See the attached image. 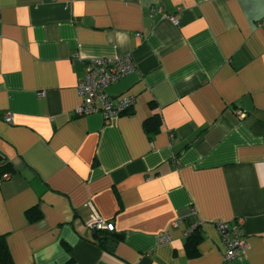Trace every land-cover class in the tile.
Instances as JSON below:
<instances>
[{"label":"crops","instance_id":"obj_1","mask_svg":"<svg viewBox=\"0 0 264 264\" xmlns=\"http://www.w3.org/2000/svg\"><path fill=\"white\" fill-rule=\"evenodd\" d=\"M125 56L106 93L133 108L75 116L86 63ZM0 155L11 264H264V0H0ZM239 219L225 261L216 223Z\"/></svg>","mask_w":264,"mask_h":264},{"label":"built area","instance_id":"obj_2","mask_svg":"<svg viewBox=\"0 0 264 264\" xmlns=\"http://www.w3.org/2000/svg\"><path fill=\"white\" fill-rule=\"evenodd\" d=\"M153 14L160 13V10H153ZM171 22L177 25V21L171 17ZM134 70V65L129 56L111 59H96L86 63L85 76L76 86V95L79 99V105L74 110L77 117H85L92 114H100L104 122L110 121L121 116L131 110L135 104L133 96L122 95L117 97L109 96L106 89L126 77ZM238 116L244 117L242 112L237 113ZM6 123H11L12 118L9 114L4 117ZM10 177L9 174L1 175L0 182L6 181ZM92 214L87 222V227L92 232L108 231L113 232L114 226L100 217L93 207L89 204ZM177 223V222H176ZM172 223V226H176ZM243 221L236 220L231 228L224 223H216L220 240L225 248L224 260H232L236 256L248 248V244L242 237L241 227ZM196 226L190 228L187 235ZM170 240L168 232L159 236V242L164 243Z\"/></svg>","mask_w":264,"mask_h":264},{"label":"trees","instance_id":"obj_3","mask_svg":"<svg viewBox=\"0 0 264 264\" xmlns=\"http://www.w3.org/2000/svg\"><path fill=\"white\" fill-rule=\"evenodd\" d=\"M146 130L153 131L154 133L158 130V119L152 120L151 124H146ZM9 170V164L5 161V159L0 155V176L6 173ZM36 209H30L26 212V217L30 221H36L41 216H39ZM94 236L99 237L101 242L106 241L108 243H114V237H116L112 232L108 231H100V232H93ZM199 226H196L192 234L188 236L186 239V252L190 257H194L197 254V244L199 241ZM103 246V243L100 244ZM0 264H11L10 254L8 252V247L4 237H0Z\"/></svg>","mask_w":264,"mask_h":264}]
</instances>
